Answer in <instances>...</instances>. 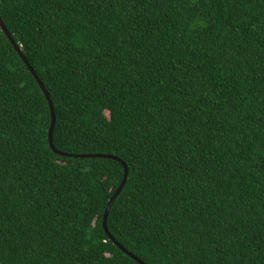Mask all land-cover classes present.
Returning a JSON list of instances; mask_svg holds the SVG:
<instances>
[{"label": "trees", "instance_id": "16d2710c", "mask_svg": "<svg viewBox=\"0 0 264 264\" xmlns=\"http://www.w3.org/2000/svg\"><path fill=\"white\" fill-rule=\"evenodd\" d=\"M0 264H264V0H0ZM127 182L107 219L109 201ZM80 156V157H73ZM85 156V157H84Z\"/></svg>", "mask_w": 264, "mask_h": 264}, {"label": "water", "instance_id": "95a60500", "mask_svg": "<svg viewBox=\"0 0 264 264\" xmlns=\"http://www.w3.org/2000/svg\"><path fill=\"white\" fill-rule=\"evenodd\" d=\"M0 26H1V29L2 31L5 33V35L7 36V38L9 39L10 43L13 45V47L15 48V50L17 51V53L19 54V56L22 58L23 62L27 65L29 71L31 72V74L33 75V77L35 78V80L37 81L38 85L40 86L46 100L48 101V104H49V107H50V112H51V126H50V129H49V136H48V139H49V144H50V147L53 149V151L59 155H62V156H68V157H71L72 155H69V154H65V153H62L60 151H58L54 144H53V132H54V127H55V122H56V115H55V109H54V106H53V103H52V100L50 98V95L48 93V91L46 90L44 84L41 82V80L39 79V77L37 76V74L35 73L34 69L32 68V66L30 65V63L28 62V60L24 57L23 53L21 52L20 48L18 47V45L15 43V41L13 40V37L12 35L8 32L6 26L4 25V23L2 22L1 18H0ZM73 157H80V156H73ZM85 157V156H84ZM87 157H101V158H108V159H115L117 161H119L123 167H124V178L119 186V188L117 189V191L115 192V194L113 195V197L111 198V200L109 201V204L105 210V213H104V218H103V227H104V230L106 232V234L110 237V239L114 242V244L119 247L123 252L127 253L130 257L136 259V257L134 255H132L131 253H129L127 250H125L115 239L113 236H111V234L109 233L108 231V226H107V219H108V215H109V212L115 202V200L117 199V197L119 196V194L122 192L126 182H127V179H128V174H129V170H128V167L127 165L122 162L120 159L118 158H115L113 156H110V155H89ZM138 261L139 264H144L142 262H140L138 259H136Z\"/></svg>", "mask_w": 264, "mask_h": 264}]
</instances>
